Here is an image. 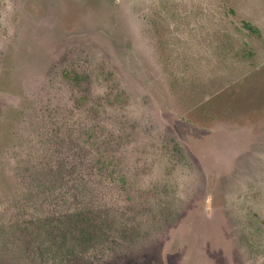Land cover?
<instances>
[{"label": "rangeland", "instance_id": "1", "mask_svg": "<svg viewBox=\"0 0 264 264\" xmlns=\"http://www.w3.org/2000/svg\"><path fill=\"white\" fill-rule=\"evenodd\" d=\"M0 264H264V0H0Z\"/></svg>", "mask_w": 264, "mask_h": 264}]
</instances>
